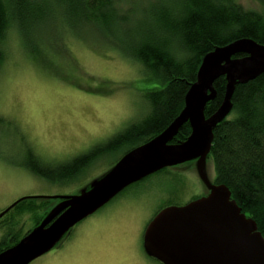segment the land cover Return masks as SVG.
Listing matches in <instances>:
<instances>
[{
    "label": "trees",
    "instance_id": "16d2710c",
    "mask_svg": "<svg viewBox=\"0 0 264 264\" xmlns=\"http://www.w3.org/2000/svg\"><path fill=\"white\" fill-rule=\"evenodd\" d=\"M256 1L259 9L244 8L238 0H144L129 9L117 0H0V61L6 56L3 43L11 30L36 63L42 44L50 47L66 31L79 40L85 36L102 40L138 65L143 81L157 83L142 94L146 114L89 151L53 164L30 152L26 167L50 182L71 183L98 157L119 151L116 164L159 135L182 110L207 53L242 38L264 45V0ZM225 86L224 77L214 82L216 96L206 104L205 117L221 105ZM231 103L229 115L213 129L207 156L213 165L212 183L230 190L264 238V74L236 85ZM190 132L189 124H183L170 143H183ZM48 202L24 198L0 217V252L40 224L51 209ZM40 210L33 227L24 231L19 225L24 213Z\"/></svg>",
    "mask_w": 264,
    "mask_h": 264
},
{
    "label": "rangeland",
    "instance_id": "374dc122",
    "mask_svg": "<svg viewBox=\"0 0 264 264\" xmlns=\"http://www.w3.org/2000/svg\"><path fill=\"white\" fill-rule=\"evenodd\" d=\"M141 1L117 0L127 9ZM238 2L247 9L260 7L256 0ZM85 38L64 31L51 48L42 44L37 63L23 50L15 30L3 43L0 213L26 197L48 199L52 209L58 201L54 197L79 194L120 155L118 151L98 157L74 181L62 184L31 172L25 165L30 152L49 164L66 163L146 114L142 94L157 83L143 81L138 65L112 46ZM206 174L212 183L210 158ZM207 192L193 161L169 167L125 188L29 264H160L144 252L145 227L161 208L185 205ZM40 213H24L19 225L24 231L31 229Z\"/></svg>",
    "mask_w": 264,
    "mask_h": 264
},
{
    "label": "water",
    "instance_id": "95a60500",
    "mask_svg": "<svg viewBox=\"0 0 264 264\" xmlns=\"http://www.w3.org/2000/svg\"><path fill=\"white\" fill-rule=\"evenodd\" d=\"M240 54L243 56L235 57ZM262 74L264 45L252 39H238L207 53L185 95L182 110L167 128L122 156L79 194L54 197L61 201L38 226L0 252V264L31 263L128 186L190 161H195L208 194L183 206L160 210L143 233L147 255L161 264H264V238L255 221L241 211L225 185L211 183L206 174L213 129L231 112L235 86ZM220 77L226 81L223 100L213 114L205 117L206 104L216 96L214 82ZM185 123L191 129L188 138L180 144L170 143ZM22 199L2 211L0 217Z\"/></svg>",
    "mask_w": 264,
    "mask_h": 264
},
{
    "label": "flooded vegetation",
    "instance_id": "af4514ba",
    "mask_svg": "<svg viewBox=\"0 0 264 264\" xmlns=\"http://www.w3.org/2000/svg\"><path fill=\"white\" fill-rule=\"evenodd\" d=\"M190 162H192V161H190ZM193 162L195 163V161H193ZM206 190H207V189H206ZM207 194H208V192H207L205 195H203V196H206ZM203 196H202V197H203ZM56 200H58L56 203H58V202L61 201V199H56ZM56 203H55V204H56ZM155 215H156V214H155ZM155 215H154V216H155ZM154 216H153V217H154ZM153 217H152V218H153ZM150 221H151V220H150ZM150 221H149V222H150ZM145 228H146V227H145ZM144 230H145V229H144ZM143 233H144V232H143ZM142 242H143V236H142ZM143 249H144V248H143ZM144 252H145V250H144ZM145 253H146V252H145ZM146 255H147V253H146ZM147 256H148V255H147ZM148 257H150V256H148ZM150 258H152V257H150ZM160 264H161V263H160Z\"/></svg>",
    "mask_w": 264,
    "mask_h": 264
}]
</instances>
